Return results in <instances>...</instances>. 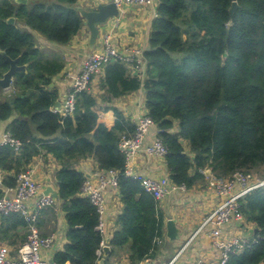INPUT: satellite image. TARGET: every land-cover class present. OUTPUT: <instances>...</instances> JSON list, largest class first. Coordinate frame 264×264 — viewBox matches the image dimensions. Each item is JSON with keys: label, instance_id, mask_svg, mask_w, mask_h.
<instances>
[{"label": "trees", "instance_id": "1", "mask_svg": "<svg viewBox=\"0 0 264 264\" xmlns=\"http://www.w3.org/2000/svg\"><path fill=\"white\" fill-rule=\"evenodd\" d=\"M29 1L0 0V50L27 65L26 71L16 73L13 90L0 95V120L12 119L8 131L23 143L20 152L0 145V169L8 173L0 198L42 151L56 158L58 200L68 223V242L55 253L56 264H100L105 257L99 254L104 239L98 229L100 216L82 194L86 174L76 167L88 157L102 169L119 170L123 211L109 241L113 251L102 264H117L111 258L126 246L130 264H139L156 255V240L164 237L165 214L159 202L140 180L124 172L126 155L120 141L135 132L136 124L111 105L116 98L146 89V108L168 148L166 162L176 184L193 187L205 180L206 168L218 177L264 168V0H237L233 17L234 0H159L150 49L144 52L145 76L133 73L124 62L108 63L102 71L103 92L99 97L92 87L80 92L70 116L52 109L60 94L50 84L65 62L45 56L33 31L55 43H69L84 25L78 0ZM11 17L16 18L13 24L8 22ZM9 67L0 53V77ZM3 91L0 87V94ZM108 109L115 112L113 127L99 121ZM242 211L258 229L257 241L232 252L228 264H262L264 189L242 198ZM45 212L56 217L49 206L40 219ZM19 227L27 229L20 214H0V241L13 252L28 236L26 230L18 243Z\"/></svg>", "mask_w": 264, "mask_h": 264}, {"label": "crops", "instance_id": "2", "mask_svg": "<svg viewBox=\"0 0 264 264\" xmlns=\"http://www.w3.org/2000/svg\"><path fill=\"white\" fill-rule=\"evenodd\" d=\"M113 0H78L76 6L93 9L100 3H108ZM30 1L28 0L27 3ZM159 0H155L152 5L132 4L125 5L120 15L110 18L106 23L100 25V35L96 44H101L106 34H112L113 43L119 49L138 48L143 52L150 49V34L153 20L158 16ZM21 27L32 29L28 27ZM39 47L44 51V55L49 58H61L65 62L63 70L52 77L54 87L59 90L61 100L64 93L70 86L73 78L81 70V66L92 52L88 46L89 30L84 20V25L74 38L67 44H60L49 41L44 35L33 31ZM102 74H99L93 81L92 91L99 97L103 92L100 83ZM51 85V84H50ZM11 89H4L8 94ZM100 105H104L99 100ZM111 105L119 108L124 114L132 119L133 122L148 112L146 108V89L140 88L129 95L114 99ZM15 117V116H14ZM12 119L0 120V145L4 133L8 131ZM108 127H113L116 123V116L113 109H108L99 119ZM160 129L155 123L151 126L149 134L144 143V147L153 143L159 136ZM143 147V148H144ZM135 169L143 176L160 179L165 176L170 178L166 157L159 155H149L144 150H140L134 159ZM32 165L36 167V179L41 184L42 193L52 185L59 192L57 172L60 164L56 158L49 153L42 151L37 155ZM77 169L83 171L86 177L98 168L97 160L94 157L81 159L76 163ZM8 175L0 169V187H3V180ZM222 200L212 189L209 188L207 177L191 188L186 190L177 189L168 194L161 202L159 207L165 214V233L162 241L158 243V250L155 256L145 259L141 264H193L199 257H204L207 264H218L220 252L215 247L213 240L209 236V227L204 228L197 235L195 232L203 224L205 217ZM107 211L104 216L105 233L104 238L109 243L116 230L119 229L117 223L118 216L123 211V202L119 189L108 188L106 192ZM56 217H51L44 213L39 221V228L42 233L54 234L55 243L52 248L43 250V257L49 261H54V255L58 250L64 249L67 239L68 223L66 212L63 210L62 201L57 199L54 206ZM42 212V211H41ZM41 217V216H40ZM174 219L180 228V235L177 239L171 240L167 236L166 223L168 219ZM27 229L19 227L16 232L18 243L21 242L23 234ZM256 226L254 223L244 220H233L226 227L225 232L228 237L244 236L255 237ZM50 232V233H49ZM0 244H6L1 243ZM20 245V244H19ZM111 246V244L109 243ZM12 248V247H11ZM113 248L111 246L112 253ZM109 253V254H110ZM108 254V255H109ZM105 255V259L108 255ZM111 260L117 264L129 263L128 247L117 248ZM264 264V262L262 263Z\"/></svg>", "mask_w": 264, "mask_h": 264}, {"label": "built area", "instance_id": "3", "mask_svg": "<svg viewBox=\"0 0 264 264\" xmlns=\"http://www.w3.org/2000/svg\"><path fill=\"white\" fill-rule=\"evenodd\" d=\"M113 1L116 2L120 11L125 5H152L155 3V0ZM117 60L127 64L133 73L141 77L145 76L147 61L144 52L138 48L119 49L113 43L112 34L108 33L103 37L101 44L95 45L93 51L82 64L81 70L74 76L70 86L64 93L63 98L60 100V106L53 107V111L59 112L62 116L73 115L77 108L78 94L82 91L90 90L94 79L99 74H102L105 66ZM135 124V132L129 136L124 135L120 141V148L126 155L125 174L140 180L142 186L158 202H161L174 190H186V185L176 184L168 176L160 179L150 178L143 176L135 169L133 162L140 150H144L149 155L164 157L168 152V148L160 136L153 143L144 147L150 128L155 124L148 112L140 116ZM2 144L13 146L16 152H20L23 146L22 141L15 138L10 131L3 134ZM203 172L207 177L209 188L222 200L205 217L203 224L195 232L194 236L204 228L209 227V236L220 252L218 264H228L232 252H240L257 241L255 237H228L225 227L233 220L240 221L245 219L242 211V198L250 192L264 189V177L257 175L253 171L241 170L234 172L228 177H218L208 168L204 169ZM118 186V169H102L98 167L86 177L81 187L82 194L91 200L99 213L100 222L98 229L103 236L106 231L104 223V216L107 211L106 192L108 188L118 189ZM56 202L57 198L54 196L42 193L41 184L36 179V167L33 165L18 174L17 184L14 187L5 188V194L0 198V214H20L27 222L28 236L27 240L21 243L15 252L10 246L0 244V264H56L54 261H49L43 257V250L54 246L55 235L44 236L39 228L41 211L46 207L54 206ZM161 241L162 238L156 240L157 244ZM105 245H109V243L104 238L99 249L100 255L103 253ZM128 264H130V260ZM193 264H207V262L204 257H199Z\"/></svg>", "mask_w": 264, "mask_h": 264}, {"label": "water", "instance_id": "4", "mask_svg": "<svg viewBox=\"0 0 264 264\" xmlns=\"http://www.w3.org/2000/svg\"><path fill=\"white\" fill-rule=\"evenodd\" d=\"M16 3H27L28 0H15ZM239 7V3L237 0H234L231 8H230V13L231 17H233L235 10ZM82 17L84 18L86 22V26L88 27L90 37H89V42L88 46L90 50L93 51L99 35H100V25L106 23L110 18L112 17H117L120 15V9L118 8V5L116 4L115 1H111L108 3H100L96 6V8L93 9H85L82 7L78 8ZM9 23H15L16 18L11 17L8 19ZM0 53L3 54L7 61L10 64L9 69L3 74L2 77H0V87L7 90L11 89L13 87V82L15 79V75L19 71H26L27 70V65L26 64H19V58L13 59L11 58L6 51L0 50ZM54 83H51V86L54 87ZM14 97H12V100ZM60 100H58L54 107L60 106ZM45 195H52L55 198L59 199V192L52 186L49 185L45 191ZM167 236L171 240H175L179 237L180 235V228L178 227L176 221L174 219H168L167 223ZM258 229L256 228L255 234H257ZM111 251V246L110 245H105L103 248V253L108 255ZM105 256V255H104ZM105 257H102L100 260V264L104 263Z\"/></svg>", "mask_w": 264, "mask_h": 264}, {"label": "rangeland", "instance_id": "5", "mask_svg": "<svg viewBox=\"0 0 264 264\" xmlns=\"http://www.w3.org/2000/svg\"><path fill=\"white\" fill-rule=\"evenodd\" d=\"M55 58H57V57H55ZM62 58V57H61ZM61 58H58V59H61ZM62 60V59H61ZM13 90V89H12ZM11 91H9V93H10ZM253 172H255L257 175H259V176H262V177H264V168H261V169H255V170H253Z\"/></svg>", "mask_w": 264, "mask_h": 264}]
</instances>
